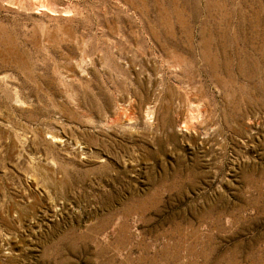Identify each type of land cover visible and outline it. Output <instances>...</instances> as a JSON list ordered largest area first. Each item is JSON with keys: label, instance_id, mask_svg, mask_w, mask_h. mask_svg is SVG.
Here are the masks:
<instances>
[{"label": "rangeland", "instance_id": "obj_1", "mask_svg": "<svg viewBox=\"0 0 264 264\" xmlns=\"http://www.w3.org/2000/svg\"><path fill=\"white\" fill-rule=\"evenodd\" d=\"M0 264H264V0H0Z\"/></svg>", "mask_w": 264, "mask_h": 264}]
</instances>
